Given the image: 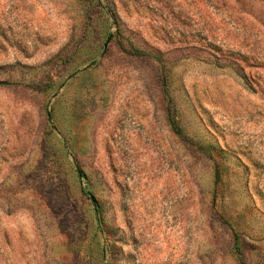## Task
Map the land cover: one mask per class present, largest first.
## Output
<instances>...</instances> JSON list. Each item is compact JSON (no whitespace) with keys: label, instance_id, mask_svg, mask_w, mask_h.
<instances>
[{"label":"rangeland","instance_id":"rangeland-1","mask_svg":"<svg viewBox=\"0 0 264 264\" xmlns=\"http://www.w3.org/2000/svg\"><path fill=\"white\" fill-rule=\"evenodd\" d=\"M0 264H264V0H0Z\"/></svg>","mask_w":264,"mask_h":264}]
</instances>
